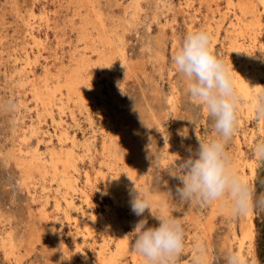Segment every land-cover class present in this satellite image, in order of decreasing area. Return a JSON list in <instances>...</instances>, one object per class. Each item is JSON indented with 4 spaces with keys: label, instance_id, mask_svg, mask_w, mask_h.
Listing matches in <instances>:
<instances>
[{
    "label": "rangeland",
    "instance_id": "obj_1",
    "mask_svg": "<svg viewBox=\"0 0 264 264\" xmlns=\"http://www.w3.org/2000/svg\"><path fill=\"white\" fill-rule=\"evenodd\" d=\"M97 1L109 22L114 52L125 53L124 65L118 54L109 52L102 58L87 49L93 42L79 41L81 34L71 27L70 0L35 1L36 19L28 17L31 0H0V264H143L133 250L132 231L142 218H147V226L158 221L147 210L142 217L131 211L129 192L134 183L150 196L153 212H171L184 222L185 247L177 264H193L196 241L207 252L209 247L206 264H225L226 253L237 251L239 243L249 264H264V207L257 204L248 214L235 216L219 203L184 200L174 192L180 183L174 176L181 174L179 164L189 155L188 146L197 148V137L208 139L214 120L190 97L172 63L188 32L206 30L215 55L238 65L246 52L233 49L232 42L253 46V64L264 70V0H252L255 14L244 0ZM42 10L50 16L49 25L40 20ZM256 17L262 26H256ZM27 25L40 36V46L27 35ZM26 53L30 67L20 73ZM73 57L85 59L96 82L84 76L83 93L72 98L64 89L62 94L55 90L53 112L42 110L36 106L33 88L41 87L45 79L55 88L52 82ZM246 67L249 73L251 64ZM45 68L53 69V74L44 75ZM259 81L261 88L256 90L251 83L247 99L239 96L237 126L227 145L239 172L235 142L239 136L244 178L254 200L264 197V158L255 152V144L264 140V118L260 130L256 109L264 79ZM97 83L104 104L92 93ZM171 87L174 103L168 101ZM109 123L116 128L113 146ZM30 125L40 133L30 135ZM63 130L67 136L59 140ZM36 148L44 164L25 173L21 160L26 157L18 150L28 154ZM52 150H73L75 161L67 170L70 191L61 166L54 172L47 161ZM65 199H72L74 206L70 208ZM249 227L252 238L244 237ZM121 232L128 247L117 253ZM9 236L11 245H5ZM103 244L104 251H98ZM63 252L71 258L62 259ZM98 252L103 253L99 258Z\"/></svg>",
    "mask_w": 264,
    "mask_h": 264
},
{
    "label": "clouds",
    "instance_id": "obj_2",
    "mask_svg": "<svg viewBox=\"0 0 264 264\" xmlns=\"http://www.w3.org/2000/svg\"><path fill=\"white\" fill-rule=\"evenodd\" d=\"M172 63L184 78L190 97L203 105L214 120L211 136L206 140L197 137L198 147L188 146L189 155L180 161L181 174L174 176L180 182L175 194L184 200L219 203L235 216L246 215L257 204L264 207V197L254 200L249 182L233 167L227 150L238 121L239 94L233 65L213 53L211 35L206 30L188 32L173 54ZM256 109L258 116L264 118V93L260 94ZM255 152L264 158V140L255 144ZM129 195L131 211L136 216L142 217L147 210L158 221L153 226H147V218L136 222L133 250L142 257L143 264H177L185 247L184 222L171 212H153L150 196L135 183ZM193 247V264H206L204 244L196 241ZM70 258H65L63 252L62 259ZM225 264H249V259L231 250L226 253Z\"/></svg>",
    "mask_w": 264,
    "mask_h": 264
},
{
    "label": "bare ground",
    "instance_id": "obj_3",
    "mask_svg": "<svg viewBox=\"0 0 264 264\" xmlns=\"http://www.w3.org/2000/svg\"><path fill=\"white\" fill-rule=\"evenodd\" d=\"M31 1H32V4H30V6H29L28 17L30 19H36L37 14L35 12L34 3H35V1L37 2L38 0H31ZM97 2H98L97 0H70V2H68V3L70 5V7L72 8V19L70 20L71 21V27H73L77 31V35L81 34L79 41L83 45H86L89 42H93V47L87 46V49H91V51L93 53H95L96 55H98L99 57H102V58L103 57L106 58V56L108 55L109 52L111 54L116 53L119 56V60H120L121 64L124 65L126 63L125 53L123 51L122 52H120V51L114 52V48L112 45L113 43L111 40V38L113 37V34H111V32L107 26V24L109 22L106 24L107 20L105 21V19L103 18V15L99 9V5ZM244 2H245V5L247 6L248 10L251 13L255 14L254 2L252 0H244ZM66 5H67V3H66ZM136 7H138V5ZM40 15H41L40 20L43 21L44 23H46V25H49L51 22V19L49 18L50 16L47 14V12H45V10H42L40 12ZM254 22H255L257 27L262 26V21H261L260 17H256V20ZM77 23H79L78 24L79 27L76 26ZM232 26H233V24H232ZM26 29H27V35L30 37L31 41L36 43L37 46H40L42 43L40 40L41 38H39L40 37L39 35L35 34V29L32 28L30 25H27ZM231 29H233V27ZM261 31L264 34L263 29H261ZM90 32H92V33L94 32L95 33L94 36L92 34H90ZM232 46H233V49L236 47L237 50H243L244 52H246L245 60H242L241 58H239L238 59V65H235L232 61H229V60H225V62L229 65H233V68L235 70V71H233V79L235 82V88H236L239 96L245 97V99H247V97L249 96L248 90H249V86L251 85V83H253L256 90L261 88L259 78L264 79V70L260 69L259 67H257V65L253 64V60H254L253 53L256 50V49L252 50L254 48L253 46H252V49H248V47H245V46L243 47L242 45L237 46L235 42H232ZM211 48L213 50L212 46H211ZM85 49H86V47H85ZM78 52H80V51H78ZM38 53H39V51H38ZM239 53H240V51H238V55H239ZM238 57H240V55ZM29 60H30L29 54L26 53L24 60H23V64H21L20 73H23V71L25 70L26 67H30V61ZM70 63H71L70 65L64 66V69L61 70L62 73L55 77V81L52 82L55 85V88L50 87V85L48 83V79H45L44 84L41 87H34L33 88L32 96L34 97V99L36 101V106H41L42 110H44V111L53 112L52 108H54V105H55L53 103V101L55 100L54 99L55 98V95H54L55 90L61 91L62 89H64V91H65L64 94H66L67 98H72V96H74V95L80 96L83 93V91H84L83 83H84V80L86 77L90 80L91 79L94 81L96 80L93 73L89 72L88 69H86V65H88V64L85 62V59L79 60L78 58L73 57V58H71ZM61 64L62 63L60 62V65ZM247 64H251V70L249 73H248V68L246 67ZM132 69H133V67L131 68V70ZM53 72H54V70L50 69V68H45L43 71L44 75H49V76L52 75ZM33 75H34V73H33ZM84 76H85V78H84ZM92 93L96 94L103 101V104L105 103V99H103L104 95L102 94L101 85H99L97 83L96 88L92 90ZM61 94H62V91H61ZM175 99H176L175 88L171 87L170 93L168 95V101H169V103H174ZM254 102L257 103L256 98L254 99ZM105 106H107V104ZM104 110L106 112L109 111V109L107 107H104ZM60 111H61V109H60ZM259 129L263 130V118H261V117L259 120ZM107 130H108V133H109L108 136L110 139L109 144L111 146H113V145H115V138L117 137L115 124L109 123ZM27 132L30 135H38L40 133V129L35 128L33 125H30L27 129ZM43 134H47V133H43ZM65 136H67V133L65 130H63V132H61L59 134V140H61V138H64ZM44 137H45V135H42L43 139H44ZM235 142H236V146L238 148V155H237L238 159H237V161H238V166H239V174L242 177H245L246 172H245V168H244V158L242 155V150L240 147L241 143H240V139H239L238 135H236ZM18 152H19L18 154L21 157H26L25 160H21L22 161L21 165H23L25 173L30 172V171H34L35 167L39 166L41 163H42V165L44 164V162H42L43 160L40 158L41 154L39 152V148H36V150L33 153H28V154L23 152L22 149H19ZM47 161L50 164V166L52 167V169L54 170V172L59 170L60 166H61L62 174H63L62 178H63V181H65L63 183L65 184L67 190H69V191L72 190V182L70 181L72 178L69 177V175H67V170L69 169L70 165L72 163H74V161H75L73 150L67 151L66 153L62 152V151L56 152V151L52 150L49 152V157H48ZM241 163H243L242 166H241ZM117 183H119L118 180L116 181V185L118 186ZM65 202L67 203V205L70 208H72L74 206L72 199H65ZM86 214H88V212H86ZM102 223H104L105 225L107 224V222L105 220H102ZM92 226H93V224H92ZM246 232L247 233H245L244 237L252 238L250 227ZM234 237H235V235H234ZM11 240H12L11 236H9L5 240L4 244L5 245H11ZM116 246H117V253H122L124 251L126 252L127 247H128V243L126 241L124 233L121 232L118 234ZM105 247H106L105 244H103L102 246L100 245L98 247L100 250H98V251L103 252ZM237 251H239L240 253H242L244 255L243 243H239V245L237 247ZM101 252H98V258H99L100 254H103ZM207 253L209 254V247H208V252L206 251V254ZM83 257L85 258L86 262L88 263L89 260H88L87 256L83 255ZM108 264H114V262L111 261Z\"/></svg>",
    "mask_w": 264,
    "mask_h": 264
}]
</instances>
